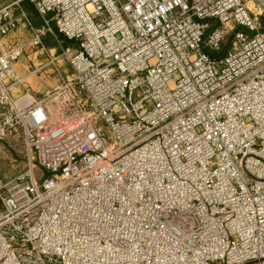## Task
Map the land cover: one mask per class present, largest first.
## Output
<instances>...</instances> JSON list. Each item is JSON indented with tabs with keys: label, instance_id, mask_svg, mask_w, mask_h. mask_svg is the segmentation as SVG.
I'll return each mask as SVG.
<instances>
[{
	"label": "built area",
	"instance_id": "1",
	"mask_svg": "<svg viewBox=\"0 0 264 264\" xmlns=\"http://www.w3.org/2000/svg\"><path fill=\"white\" fill-rule=\"evenodd\" d=\"M24 1L0 35L60 81L15 98L0 51V264H264V0Z\"/></svg>",
	"mask_w": 264,
	"mask_h": 264
},
{
	"label": "crops",
	"instance_id": "2",
	"mask_svg": "<svg viewBox=\"0 0 264 264\" xmlns=\"http://www.w3.org/2000/svg\"><path fill=\"white\" fill-rule=\"evenodd\" d=\"M31 13V12H30ZM33 14V13H32ZM32 37L31 31L22 20L18 27L7 35H0V51H7L17 45L26 44L21 57L15 62V75L7 79V83L12 85L11 94L15 98L21 97L24 93H29L33 98L41 97L48 89L54 87L60 77L55 69L48 63V54L42 49L34 48L30 43ZM59 41L52 35L44 36V42L53 52H59ZM62 71L67 73L66 64L61 62ZM17 77H22L21 83L14 84ZM0 144V154L6 155V149ZM7 156V155H6Z\"/></svg>",
	"mask_w": 264,
	"mask_h": 264
},
{
	"label": "rangeland",
	"instance_id": "3",
	"mask_svg": "<svg viewBox=\"0 0 264 264\" xmlns=\"http://www.w3.org/2000/svg\"><path fill=\"white\" fill-rule=\"evenodd\" d=\"M11 1V0H8ZM250 2V0H248ZM23 6L26 8V10L30 13L32 20L34 21L35 25H40V18L37 15V12L35 11L32 3L29 0H25L23 3ZM251 6H253L251 4ZM33 13V14H32ZM264 18V16L262 17ZM264 27V22H263ZM60 40H62V44L65 47H75V43L69 42L68 40L64 39L62 36H59ZM229 38L224 43V48L226 49L229 45ZM45 43V42H44ZM46 45V44H45ZM35 48V47H34ZM39 49V48H36ZM67 67V65H66ZM67 73L71 74V69L68 66L67 67ZM0 144H4L6 155L4 153L0 154V176L4 179H9L17 176L19 173L25 170L26 168V161L20 157L19 154L14 152L9 146H7L5 143L0 141Z\"/></svg>",
	"mask_w": 264,
	"mask_h": 264
},
{
	"label": "trees",
	"instance_id": "4",
	"mask_svg": "<svg viewBox=\"0 0 264 264\" xmlns=\"http://www.w3.org/2000/svg\"><path fill=\"white\" fill-rule=\"evenodd\" d=\"M262 22H264V18H262Z\"/></svg>",
	"mask_w": 264,
	"mask_h": 264
}]
</instances>
